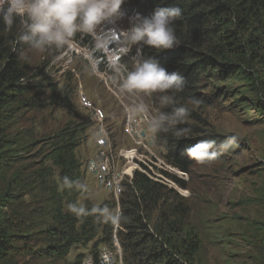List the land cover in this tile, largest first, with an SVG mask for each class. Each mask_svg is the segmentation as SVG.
Instances as JSON below:
<instances>
[{"label": "trees", "instance_id": "16d2710c", "mask_svg": "<svg viewBox=\"0 0 264 264\" xmlns=\"http://www.w3.org/2000/svg\"><path fill=\"white\" fill-rule=\"evenodd\" d=\"M157 7L182 10V17L175 22L181 44L159 52L145 46L142 54L144 58L157 59L169 72H178L184 78L183 91L177 94V100L189 107L188 119L160 133L158 138L159 144L167 149L168 161L188 174L194 159L185 149L215 138L209 133L185 137L205 131L191 122L203 120L191 101L198 100L203 106L209 101L199 96L229 93L226 86L229 80L243 81L250 93L264 96V0H125L122 10L128 16L137 13L149 16ZM20 29L19 22L7 29L0 19V211L8 212V218L0 221V264H19V257L27 254L58 264L77 245H90L93 264H100L99 237L112 242L114 225L97 221L94 216L77 218L71 214L66 204L77 202L78 190L61 187L64 176L84 183L77 149L90 127V116L82 113L77 116L80 121L67 122L50 138L45 161L32 170L26 166L38 139L36 129L19 128L18 119L27 109L42 111L64 103L74 86L36 82L43 71L30 74L21 59L20 53L24 55L28 47L17 39ZM89 38L78 36L76 41L91 51L103 70L102 52H92L93 43L82 41ZM43 88L44 100L39 95ZM257 106L264 112L262 98ZM159 108L172 110L160 105ZM51 174L53 181L49 182L47 177ZM167 175L182 190L189 189L186 179ZM34 178L46 187L49 204L46 208L41 206L37 215L18 208L31 192L28 180ZM188 200L174 187L136 172L133 184L125 189L121 199L127 221L117 231L126 264H199L203 235L190 220ZM94 206L102 208L108 204L85 207ZM28 228L36 229L35 235ZM260 235L263 239L264 230ZM28 243H33V247ZM77 259V264H83L86 255L81 253Z\"/></svg>", "mask_w": 264, "mask_h": 264}, {"label": "rangeland", "instance_id": "374dc122", "mask_svg": "<svg viewBox=\"0 0 264 264\" xmlns=\"http://www.w3.org/2000/svg\"><path fill=\"white\" fill-rule=\"evenodd\" d=\"M128 27L130 22L125 16L115 26L117 32L119 29ZM82 41L90 43L92 38ZM118 43L119 34H114L112 46L115 47ZM90 53L88 48L77 41L71 49L66 50L52 49L36 52L27 48L25 51L26 59L24 60L30 74L40 69L41 72L43 71L36 82L70 83L74 86L70 95L65 96L64 103L50 105L48 108H42V111L27 109L18 119L19 128L34 127L36 129L38 144L31 157L26 160V166H31L30 170L37 168L42 161H45V152L50 138L67 122L80 121L77 116L82 113L91 115L90 111L82 108L78 102L76 92L79 88V79L85 93L97 106L104 109L107 114L119 112L118 101L113 91L117 90L120 82L118 79H113L109 71L104 73L107 79L100 78L98 74H92L87 60ZM102 54L106 60L105 53L102 52ZM75 70L76 74L73 73ZM104 75L100 74L102 77H105ZM226 86L229 93L199 96L200 99L209 102L203 106L195 105L194 108L203 120L191 122L205 131L186 134L185 137L209 133L215 136L213 141L219 145L227 137L237 135L235 145L225 152L217 149L218 155L211 162L200 164L194 160L190 173L184 176L189 184V189L183 190L185 193L176 184L171 185L181 195L189 198L187 204L190 220L203 235L198 257L199 264H263L264 237L260 239V234L264 230V112L259 110L257 103L259 98L264 101V96L250 93L243 81L229 80ZM43 90L44 88L40 90L39 95L44 100L46 97ZM145 101L149 104L151 114L160 111L159 102L155 97L145 98ZM90 154V149L81 143L77 150L81 162H86ZM160 155L164 156L162 150ZM29 174H31L30 171ZM83 175L88 191H78L76 203L82 206L89 204L100 206L107 203L110 210H115L116 207L113 205L109 192L100 189L87 172ZM47 179L49 182L53 181L52 174ZM27 186L31 192L24 197L18 208L26 214L33 212L37 215L36 211L41 206L46 208L49 205L46 187L36 178L28 180ZM6 213L8 215L5 209L0 211L1 222L8 218ZM39 220L40 218H36V221ZM35 230L31 229L29 232L35 235ZM103 238V236L99 237L102 242L98 249L99 254L103 249H114L112 242H106ZM28 246L33 247V243H28ZM81 253L87 258L92 256L90 245L73 247L71 253L58 264H77V257ZM112 255L115 258L113 252ZM19 260V264H52L45 258H35L31 254L19 257ZM123 260L124 258L116 264H126Z\"/></svg>", "mask_w": 264, "mask_h": 264}, {"label": "clouds", "instance_id": "9594fccd", "mask_svg": "<svg viewBox=\"0 0 264 264\" xmlns=\"http://www.w3.org/2000/svg\"><path fill=\"white\" fill-rule=\"evenodd\" d=\"M124 3L125 0H0V19L3 24L7 29H11L14 24L19 22L21 29L17 39L31 50L45 52L52 49H71L76 38L80 36L92 38V52L105 53V69H100L99 61L91 53L87 56L88 66L92 74H98L102 79H107L104 73L109 71L113 79L119 80L117 90L113 91L118 101L119 112L107 114L104 109L91 100L92 103L101 108L108 116L111 135L116 143L119 142L128 147L135 145L126 131V126L133 127L131 130L136 133V124H138L144 141L152 146L154 156L160 159L158 161L154 157V160L166 165L164 169H160L163 175L162 181L154 180L146 173L136 169L131 182L124 184L120 203L125 189L133 184L136 172L171 187H173L172 183L178 184L167 173L175 176L178 174L177 177L183 179V170L168 161L167 149L159 144L158 135L167 132L169 128L185 123L190 112L189 107L179 104L177 100V94L183 91L184 78L178 72H169L157 59L144 58L142 54L145 46L155 48L159 52L173 49L181 44L175 28V22L182 17L181 8L157 7L149 16L140 13L128 16L122 10ZM124 16L129 19L130 27L119 29L117 32L115 26ZM107 25L113 27H105ZM114 34H119V43L115 47L112 46ZM20 55L21 59H26L23 52ZM73 73L76 74V70ZM78 82L79 88L80 86L83 88L81 79ZM79 88L76 92L78 99ZM153 97L158 100L162 109L171 107L172 110L151 114L145 98L152 99ZM78 102L82 108L91 113L90 127L82 140V144L84 143L91 151V154L87 156L88 159L93 155V146L88 144L94 126L93 114L92 110L84 107L80 101ZM191 103L199 105L200 102L192 100ZM237 139V135H231L219 145H216L215 141L201 140L185 149V152L197 163L205 164L216 159L217 149L220 152L228 151L235 145ZM160 150L164 152V156L160 155ZM85 163H82L84 174H86L85 167H83ZM92 178L94 179L93 176ZM61 187L68 190L88 191L86 184L68 176L63 177ZM99 188L107 190L113 203L117 202L115 196L108 189L100 186ZM68 211L77 218L94 216L97 221L110 222L114 225L112 236L114 249L109 250L113 251L119 259L118 248H120L121 256L124 258L117 234L120 224L127 221V217L122 213L121 204L119 209L117 205L115 210H110L106 206L87 208L78 203H71L68 205ZM99 259L100 264H103L100 254ZM84 261L85 264H93L92 256L86 257Z\"/></svg>", "mask_w": 264, "mask_h": 264}, {"label": "built area", "instance_id": "2783aa9c", "mask_svg": "<svg viewBox=\"0 0 264 264\" xmlns=\"http://www.w3.org/2000/svg\"><path fill=\"white\" fill-rule=\"evenodd\" d=\"M78 97L80 103L92 110L93 114L94 126L88 139V144L93 146V155L87 159L84 167L85 171L94 177L97 185L108 189L115 196L117 203H120L124 184L131 182L136 169L146 173L154 180L162 181L163 175L160 169H164L166 165L154 160V157L157 158V156H154L152 146L144 141L138 124H136L137 135L132 131L133 127L126 126V131L135 145L128 147L122 143H116L111 135L108 116L101 108L92 103L82 86L79 88ZM157 160L160 161L159 158ZM119 206L120 204H118V209ZM114 238L117 242L116 236ZM107 250L102 252L103 264H116L121 261L120 248H118L119 259L113 251ZM112 252L115 258H113Z\"/></svg>", "mask_w": 264, "mask_h": 264}, {"label": "bare ground", "instance_id": "6f19581e", "mask_svg": "<svg viewBox=\"0 0 264 264\" xmlns=\"http://www.w3.org/2000/svg\"><path fill=\"white\" fill-rule=\"evenodd\" d=\"M135 135H137L136 133H134ZM186 175H188V174H185V173H183V179H185L184 178V176H186ZM178 186V185H177ZM179 189L182 191V192H184L180 187H179ZM185 193V192H184ZM118 204H121V203H117V202H115V207L118 205ZM107 249H103L102 251H101V253H100V256H102V252H104V251H106ZM108 251V250H107ZM123 259V258H122ZM124 261V260H123ZM125 262V261H124Z\"/></svg>", "mask_w": 264, "mask_h": 264}]
</instances>
